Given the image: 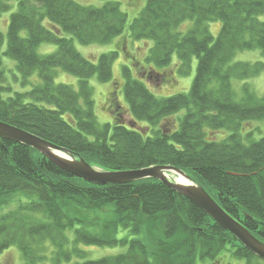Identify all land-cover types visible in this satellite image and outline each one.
<instances>
[{"label":"trees","instance_id":"trees-1","mask_svg":"<svg viewBox=\"0 0 264 264\" xmlns=\"http://www.w3.org/2000/svg\"><path fill=\"white\" fill-rule=\"evenodd\" d=\"M14 2L4 51L0 31L1 121L100 170L179 168L264 242V136L253 137L262 130L258 123L264 124V95L247 82L264 71V62L235 61L245 50H260L264 57V0H148L129 33L152 41L146 63L165 68L176 56L179 73L187 76L195 58V77L188 92L157 97L123 65L128 109L116 96L109 99L113 123L104 124L90 80L111 81L119 52L102 53L93 62L74 39L104 45L122 35L128 15L121 4L0 0V17ZM186 21L192 25L181 33ZM213 21L221 22L217 37L209 27ZM42 43L57 49L42 54ZM4 55L15 61L24 89L9 82ZM59 71L76 76L78 88L56 82ZM239 81L240 97L234 87ZM127 114L136 126L126 123ZM13 246L23 264H197L216 261L224 251L246 264H264L203 209L157 179L90 183L36 149L0 137V255ZM81 246L124 250L90 259Z\"/></svg>","mask_w":264,"mask_h":264},{"label":"rangeland","instance_id":"rangeland-1","mask_svg":"<svg viewBox=\"0 0 264 264\" xmlns=\"http://www.w3.org/2000/svg\"><path fill=\"white\" fill-rule=\"evenodd\" d=\"M84 5H93V6H102L106 1L109 0H75ZM118 1L121 4V8L124 12L127 13L128 19L124 32L122 35L116 37L109 44H91V45H82L79 43L77 39H74V44L76 48L84 55L86 58L93 62H97L99 55L109 51H118L119 56L116 59L113 65V75L112 80L108 82H99L95 77L90 80L91 85L94 89V99H95V111L98 117V121L102 124L110 122L113 123V115L111 113V101L114 96L115 100L119 101L121 105L128 109V104L126 99L124 98V83L125 78L122 71V66H129L130 74L135 78H141V81L145 83L149 87V89L157 96V97H168L180 92H188L191 88L192 81L196 74L197 60L194 58L191 63V71L187 76H183L178 71V60L177 57L174 56L172 62L169 66L165 68H157L151 64L146 63V56L148 51L152 45L151 40L145 39H134L130 36V24L138 16L141 10L146 5L147 0H142L141 4L136 8L131 4V0H114ZM14 7L11 11L2 14L0 17V31L3 33L5 41L2 45V51L6 49V36L8 30V23L11 12L15 9V2L13 3ZM192 22L186 21L182 23L178 30L181 33H186L188 29L191 27ZM210 30L214 37H217L220 32L221 22L213 21L209 24ZM26 33L24 32L23 35ZM63 36L70 37L68 34H64ZM57 49V46L50 43H42L38 47V51L42 54H47L54 52ZM4 66L7 70V75L9 77V82L14 83L13 85L15 90L24 89L20 82L21 79L16 73L15 61L9 58L8 56H3ZM235 61H263L264 57L262 56L260 50H245L237 53L235 57ZM154 67V68H153ZM152 69L156 70L155 73ZM150 75V79L146 76ZM18 80H15V77ZM37 77L33 76L31 81H36ZM56 82L70 84L74 88H78L79 80L76 76L64 72L59 71L56 77ZM251 87L258 93V95H264V71L255 78L249 79L247 81ZM243 81H239L234 84L235 91L240 97L243 95L242 91ZM110 99V100H109ZM128 113V111H125ZM173 119V117H172ZM126 122L130 125L135 124L132 123L131 114H127L125 116ZM142 123V124H141ZM140 124L143 125V122ZM258 126L261 127V132H255L253 137L255 139H259L264 136V124L261 122L258 123ZM224 135L219 136V138ZM172 178H176V175H172ZM81 248L88 250L90 259H99L104 256L113 255L119 253L124 250L122 247H109V246H101V247H86L81 246ZM24 261L22 259L21 251L13 246L7 251H5L2 255H0V264H23ZM47 264H52L51 261H48ZM197 264H246V262L242 259H237L232 256L230 251H224L216 261H198Z\"/></svg>","mask_w":264,"mask_h":264},{"label":"water","instance_id":"water-1","mask_svg":"<svg viewBox=\"0 0 264 264\" xmlns=\"http://www.w3.org/2000/svg\"><path fill=\"white\" fill-rule=\"evenodd\" d=\"M0 137L36 149L64 171L90 183L125 184L148 178L157 179L203 209L207 215L230 232L249 251L264 260V242L231 216L204 187L196 184L179 168L165 165L131 170H100L90 165L84 158L70 153L69 150L3 121H0ZM172 175L184 177L187 183L178 181L177 177L172 178Z\"/></svg>","mask_w":264,"mask_h":264},{"label":"flooded vegetation","instance_id":"flooded-vegetation-1","mask_svg":"<svg viewBox=\"0 0 264 264\" xmlns=\"http://www.w3.org/2000/svg\"><path fill=\"white\" fill-rule=\"evenodd\" d=\"M148 1V0H147ZM142 0H131V4L136 8L141 4ZM140 3V4H139ZM147 3V2H146ZM145 7V6H144Z\"/></svg>","mask_w":264,"mask_h":264},{"label":"bare ground","instance_id":"bare-ground-1","mask_svg":"<svg viewBox=\"0 0 264 264\" xmlns=\"http://www.w3.org/2000/svg\"><path fill=\"white\" fill-rule=\"evenodd\" d=\"M1 121V120H0ZM47 158V157H46ZM48 159V158H47ZM49 160V159H48ZM51 161V160H50ZM52 162V161H51ZM54 163V162H53ZM55 164V163H54ZM177 179H178V181H180V182H183V183H187V180L184 178V177H182V176H180V175H177Z\"/></svg>","mask_w":264,"mask_h":264}]
</instances>
